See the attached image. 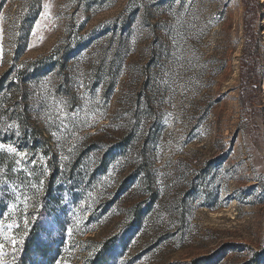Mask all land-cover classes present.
<instances>
[{"label": "rangeland", "instance_id": "rangeland-1", "mask_svg": "<svg viewBox=\"0 0 264 264\" xmlns=\"http://www.w3.org/2000/svg\"><path fill=\"white\" fill-rule=\"evenodd\" d=\"M248 2L247 109L244 0H0L7 264L37 220L50 264L111 242L108 264H264V0Z\"/></svg>", "mask_w": 264, "mask_h": 264}, {"label": "trees", "instance_id": "trees-1", "mask_svg": "<svg viewBox=\"0 0 264 264\" xmlns=\"http://www.w3.org/2000/svg\"><path fill=\"white\" fill-rule=\"evenodd\" d=\"M247 7L245 18V33L247 36V42L244 48V59L242 62V94L241 104L244 108L252 107L257 100L261 92V80L262 76L259 71V42L255 33L254 26L258 17L259 7L255 4L250 6L248 0H244ZM17 87L22 91L21 84ZM18 122L24 133H27L28 126L26 124L25 117L20 115ZM39 220H37L38 222ZM35 222L31 227L26 239L22 243L21 254L19 255L15 264H50L52 250L50 246L42 241L40 236V228L38 223ZM114 242H111V244ZM111 244H105L102 250L96 254L93 260L87 264H108L107 255L111 250ZM113 246V245H112ZM42 259H39V257Z\"/></svg>", "mask_w": 264, "mask_h": 264}, {"label": "snow or ice", "instance_id": "snow-or-ice-1", "mask_svg": "<svg viewBox=\"0 0 264 264\" xmlns=\"http://www.w3.org/2000/svg\"><path fill=\"white\" fill-rule=\"evenodd\" d=\"M47 8H48V6L45 5V9L46 10H47ZM33 35H35V32L33 33ZM2 56H3V51H2V48H0V57H2ZM0 147H3V146L0 145ZM8 151L15 152L16 149L9 147ZM27 223H28V221H27V219H25V227H27ZM8 227L11 228L12 225H8ZM5 239L8 240L9 238L5 237ZM10 242L13 245V250L15 251L16 250L15 246L17 245V241L15 239H11ZM4 249H5V244L0 242V264H7V262L4 259V257L6 256V253H5ZM57 264H60V262L57 261Z\"/></svg>", "mask_w": 264, "mask_h": 264}]
</instances>
